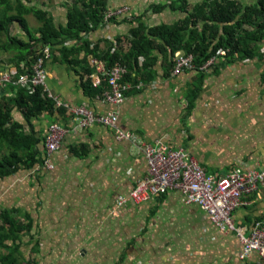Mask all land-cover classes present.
I'll list each match as a JSON object with an SVG mask.
<instances>
[{
	"label": "crops",
	"instance_id": "0c3cea01",
	"mask_svg": "<svg viewBox=\"0 0 264 264\" xmlns=\"http://www.w3.org/2000/svg\"><path fill=\"white\" fill-rule=\"evenodd\" d=\"M172 1L109 0V5L111 11L128 7L137 17L148 12L151 26H172L187 15L171 7L160 14L152 10L156 5L171 6ZM207 1L215 0L188 3L193 9ZM229 1L243 7L258 2ZM64 2L54 0L45 8L58 25L66 24ZM32 19H28L31 28L37 31L39 22L33 24ZM131 29L127 24L106 25L90 39L94 43L110 41L128 36ZM11 35L27 39L20 25ZM1 38L6 49L0 51V69L16 79L21 74L14 61L17 50L9 46L7 36ZM179 53L183 52L173 58L170 53L155 52V64L136 84L141 88L131 89L119 108L97 95L100 89L88 93L83 88L78 74L83 68L55 59L46 61V87L56 109L34 121L42 139V155L46 153L43 139L51 124L70 132L51 156L53 170L38 164L32 171L0 179V208H20L34 220L40 264H264L256 253L241 259L236 233L222 232L202 208L187 206L178 194L118 209L116 200L127 197L148 178L142 150L131 141L117 140L108 127H76L73 109L87 107L102 114L116 111L124 132L144 142H164L172 150H183L208 176L227 177L236 170L264 171V43L252 60L230 64L220 57L209 73L191 69L175 76L172 67ZM7 96L12 97L10 89L0 91V99ZM15 117L26 123L19 111ZM234 219L237 226L249 229L257 222L264 223V184L246 197ZM30 240L26 238V242Z\"/></svg>",
	"mask_w": 264,
	"mask_h": 264
},
{
	"label": "trees",
	"instance_id": "16d2710c",
	"mask_svg": "<svg viewBox=\"0 0 264 264\" xmlns=\"http://www.w3.org/2000/svg\"><path fill=\"white\" fill-rule=\"evenodd\" d=\"M53 1L37 0L35 5V0H0V51L6 49L1 37L7 36L11 40L9 46L17 50L14 61L22 74L23 63H36L44 57V49L50 46L52 59L83 68L78 74L88 93L95 88V71L88 64L90 57L104 61L107 69L116 63L124 65L127 71L125 82L135 87L155 64L157 51L170 53L173 58L177 52L193 55L200 71L213 58L217 61L220 57L225 58L230 64L252 60L258 56L260 44L264 43V0L249 7H243L237 1H207L193 9L188 0H173L171 6L156 5L152 10L154 14H160L171 7L172 11L187 15L182 21L172 26H151L148 12L139 17L131 12V17L120 22L110 21V25L132 26L128 36L96 43L90 36L106 26L105 16L111 11L109 0H64L63 6L67 9L64 25L56 24L45 10ZM29 17L39 22L37 31L31 28ZM17 25L27 34V39L11 35ZM223 51L226 56L222 55ZM261 57L264 60V53ZM9 87L12 97L0 99L2 180L44 164L46 153L42 155L39 148L42 139L38 138L34 121L56 109L55 102L46 98L42 89L32 93L26 88ZM100 90L96 93L102 96L104 90ZM16 111L24 116L26 123L16 119ZM27 237L30 242H26ZM39 254L40 241L35 234L32 216L24 214L20 208H0V264H40Z\"/></svg>",
	"mask_w": 264,
	"mask_h": 264
},
{
	"label": "built area",
	"instance_id": "2783aa9c",
	"mask_svg": "<svg viewBox=\"0 0 264 264\" xmlns=\"http://www.w3.org/2000/svg\"><path fill=\"white\" fill-rule=\"evenodd\" d=\"M131 12L128 7L109 11L105 16L104 25H110L111 20L120 22L125 17H131ZM43 53L44 57L39 58L36 63L24 64V72L16 79L9 71L0 69V91L8 90L9 85L12 88H26L32 93L42 89L49 99H53L48 94L44 68L46 61L52 59L50 46L46 47ZM226 54L225 51L222 52L223 56ZM88 62L95 71V88L104 90L102 97L108 105L114 108H119L124 104L127 93L131 89L141 88V84L134 87L125 82L126 67L120 63L107 69L105 62L99 59L90 57ZM216 62V58H213L200 71L211 72ZM191 69H197L195 56L179 53L175 58L172 73L178 76ZM71 113L77 122L78 129H89L95 125L108 127L114 132L117 140L131 141L143 152L149 172L148 178L127 197H120L116 200L115 205L118 209L142 206L171 193L178 194L184 198L187 206L202 208L222 232L236 233L242 246L241 259H247L256 253L264 260V223L257 222L249 229L237 226L234 219L236 210L245 206L246 197L257 192L264 184V171L236 170L227 177L208 176L200 164L183 150H172L164 142H144L132 133L124 132L119 124V114L116 111L102 114L95 113L87 107H81L71 110ZM69 132V129L59 124H51L48 127L45 138L44 168L46 170H53L51 156L61 148ZM246 232L249 234L247 235Z\"/></svg>",
	"mask_w": 264,
	"mask_h": 264
},
{
	"label": "rangeland",
	"instance_id": "374dc122",
	"mask_svg": "<svg viewBox=\"0 0 264 264\" xmlns=\"http://www.w3.org/2000/svg\"><path fill=\"white\" fill-rule=\"evenodd\" d=\"M33 20V24H36V19H32ZM88 64H89V62H88ZM90 66V65H89ZM91 67V66H90ZM92 68V67H91ZM27 251V250H26Z\"/></svg>",
	"mask_w": 264,
	"mask_h": 264
}]
</instances>
